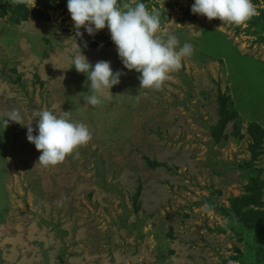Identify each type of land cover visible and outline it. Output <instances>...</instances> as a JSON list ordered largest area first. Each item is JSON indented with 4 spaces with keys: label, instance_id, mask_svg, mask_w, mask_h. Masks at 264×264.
I'll return each instance as SVG.
<instances>
[{
    "label": "rangeland",
    "instance_id": "1",
    "mask_svg": "<svg viewBox=\"0 0 264 264\" xmlns=\"http://www.w3.org/2000/svg\"><path fill=\"white\" fill-rule=\"evenodd\" d=\"M137 2L158 13L162 41L192 45L159 89L140 88L107 27L77 36L67 0H0V120L13 109L22 116L0 126V264L254 260L257 234L221 209L246 195L249 127L264 130V24L255 20L264 0H251L256 12L239 26L193 14L194 0H117ZM11 8L29 10L27 20ZM76 44L90 64L122 73L96 106L71 64ZM223 97L238 117L219 130ZM41 110L90 134L54 166L39 164L26 138ZM253 168L264 180V149Z\"/></svg>",
    "mask_w": 264,
    "mask_h": 264
},
{
    "label": "clouds",
    "instance_id": "2",
    "mask_svg": "<svg viewBox=\"0 0 264 264\" xmlns=\"http://www.w3.org/2000/svg\"><path fill=\"white\" fill-rule=\"evenodd\" d=\"M66 6L77 36L81 35L82 27L89 35L107 27L124 68L140 74V88L159 89L168 73L179 69L181 58L192 54L190 43H184L177 50L178 40L174 35H169L166 41L155 35L160 26L158 13L155 10L149 12L142 2L118 6L117 0H67ZM191 12L239 26L253 16L256 9L251 0H194ZM71 64L78 73L86 74L91 95L86 96L85 101L89 105H98L103 91H110L120 82L122 73L113 72L110 62L102 60L90 64L77 44ZM36 115L37 134L33 135L30 124L26 138L40 152L39 164L42 166H54L64 161L90 139L89 130L83 123L71 122L48 110H41ZM9 121L21 123L22 116L13 109L0 120V126L6 128Z\"/></svg>",
    "mask_w": 264,
    "mask_h": 264
},
{
    "label": "trees",
    "instance_id": "3",
    "mask_svg": "<svg viewBox=\"0 0 264 264\" xmlns=\"http://www.w3.org/2000/svg\"><path fill=\"white\" fill-rule=\"evenodd\" d=\"M18 8H11L9 10L12 14V19H17L18 17V22L27 20L30 14L29 10L24 9L22 12L18 11ZM34 13L38 15L40 12L36 10ZM255 20L256 22H260L261 25L264 24V10L261 12L259 18H255ZM229 102L227 98H221L219 106V130H224L228 123L236 120L238 117L236 110H234L232 104ZM248 133L253 143L249 146L251 160L244 165L245 170H249L252 173L248 177L249 182L246 188V195L231 199L230 208L221 209V212L225 217L239 221L247 230L255 231L256 237L260 239V243L254 251V260L239 259L240 264H264V180L260 179V176L254 171L256 169L253 168V164L262 155L264 149V130L260 129L258 124H251ZM220 134L216 132V135H214L217 140ZM151 167H157V165L154 164ZM140 192L139 187L135 196L136 202Z\"/></svg>",
    "mask_w": 264,
    "mask_h": 264
}]
</instances>
